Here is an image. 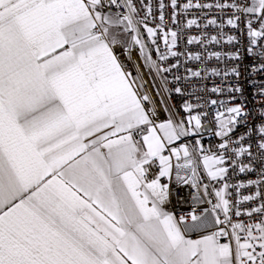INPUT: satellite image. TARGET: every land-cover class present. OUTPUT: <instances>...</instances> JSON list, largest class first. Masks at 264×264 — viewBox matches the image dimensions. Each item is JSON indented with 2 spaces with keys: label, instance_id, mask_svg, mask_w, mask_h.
<instances>
[{
  "label": "snow or ice",
  "instance_id": "1",
  "mask_svg": "<svg viewBox=\"0 0 264 264\" xmlns=\"http://www.w3.org/2000/svg\"><path fill=\"white\" fill-rule=\"evenodd\" d=\"M0 264H264V0H0Z\"/></svg>",
  "mask_w": 264,
  "mask_h": 264
},
{
  "label": "built area",
  "instance_id": "2",
  "mask_svg": "<svg viewBox=\"0 0 264 264\" xmlns=\"http://www.w3.org/2000/svg\"><path fill=\"white\" fill-rule=\"evenodd\" d=\"M151 2L154 3V4H156V3H158V0H151ZM164 2H165V4H168L169 3V0H164ZM183 2H185V0H179V3L182 4ZM194 2H200V3H215L216 0H194ZM222 2H223V0H222ZM203 11L208 12V10H203ZM171 14H172L171 7L166 8L165 9V15H166L167 18L164 21V23L166 25H171L172 24V21L170 19ZM218 14H219L218 13V10H215L214 9L211 12H208V15H207L206 18L207 19L217 18L218 17ZM190 18H195L198 21H201L200 10H196V9L190 10V14L188 16H186V17L185 16H181L180 17V19L182 21H186V19H190ZM224 19L226 20L227 19V16H225ZM206 31H208L212 35L216 34V30L215 29H212V28H210V29H208ZM225 31L228 32L229 34H234V33H231L230 30L227 27H226ZM186 32L188 34H191V35H197V34H199V30H197L195 28H193L191 30H186ZM161 46L163 47L162 42H161ZM189 47L192 48L193 50H197L199 48L198 45H192V46H189ZM208 47H209L210 50H219V46L209 45ZM136 62L137 61H134V63H136ZM139 63L142 64V61H140ZM190 63L193 65V67H195V62H190ZM209 65L215 66L213 64V62H211V61L209 62ZM144 72L147 73V69H144ZM151 77H152V74H147L145 76V78L148 79V80H150V81H151ZM210 79H213V78H210ZM151 82L152 83H156V81H151ZM209 139H211V137L208 134H206L205 135V142H207V140H209ZM213 143H215V141H213ZM245 194H249V190H245ZM173 205L174 206L176 205L175 198H173ZM189 206H190V200H186V202L184 204V208L187 209V208H189Z\"/></svg>",
  "mask_w": 264,
  "mask_h": 264
}]
</instances>
